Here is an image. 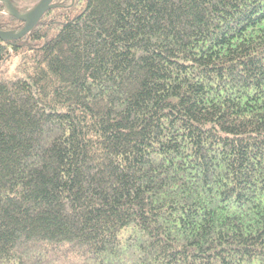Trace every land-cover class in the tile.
I'll return each mask as SVG.
<instances>
[{"label": "trees", "instance_id": "obj_1", "mask_svg": "<svg viewBox=\"0 0 264 264\" xmlns=\"http://www.w3.org/2000/svg\"><path fill=\"white\" fill-rule=\"evenodd\" d=\"M0 264H264V0H52L0 39Z\"/></svg>", "mask_w": 264, "mask_h": 264}, {"label": "water", "instance_id": "obj_2", "mask_svg": "<svg viewBox=\"0 0 264 264\" xmlns=\"http://www.w3.org/2000/svg\"><path fill=\"white\" fill-rule=\"evenodd\" d=\"M8 1V0H7ZM1 3H4V0H0ZM52 0H40L36 6H34L27 14V18L23 17L22 14L17 12L12 8L10 11L6 10L7 14L14 16L15 18L22 20L24 22V27L13 32H0L1 40H16L24 36L29 32L33 26L40 20L45 11L51 7Z\"/></svg>", "mask_w": 264, "mask_h": 264}, {"label": "rangeland", "instance_id": "obj_3", "mask_svg": "<svg viewBox=\"0 0 264 264\" xmlns=\"http://www.w3.org/2000/svg\"><path fill=\"white\" fill-rule=\"evenodd\" d=\"M7 2L10 4L9 1H7ZM2 4H3V12L6 13V7H5V4H4V3H2ZM10 5H11V4H10ZM12 8H13V7H12ZM13 9H14V8H13ZM31 9H32V8H31ZM31 9L26 10V11H24V12H19V13L22 14V15H27L28 12H29ZM21 62H23V58L18 59V60L15 61L12 65L14 66V65L19 64V63H21Z\"/></svg>", "mask_w": 264, "mask_h": 264}, {"label": "bare ground", "instance_id": "obj_4", "mask_svg": "<svg viewBox=\"0 0 264 264\" xmlns=\"http://www.w3.org/2000/svg\"><path fill=\"white\" fill-rule=\"evenodd\" d=\"M4 4H5V7H6L7 11L12 10L11 7H10V4L7 2V0H4ZM22 16L27 18V15H22Z\"/></svg>", "mask_w": 264, "mask_h": 264}]
</instances>
